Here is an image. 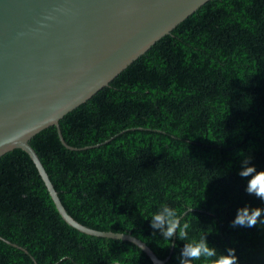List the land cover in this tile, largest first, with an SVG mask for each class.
Listing matches in <instances>:
<instances>
[{"label":"trees","instance_id":"1","mask_svg":"<svg viewBox=\"0 0 264 264\" xmlns=\"http://www.w3.org/2000/svg\"><path fill=\"white\" fill-rule=\"evenodd\" d=\"M59 126L66 144L85 149L66 148L54 126L29 144L74 220L130 233L180 264L187 241L174 236L173 247L149 227L167 204L190 239L209 232L239 264H264V225L230 227L237 208H264L239 176L249 155L264 170V0L208 1ZM0 237L16 245L0 240V264H57L61 254L65 264H152L130 242L69 226L21 149L0 157Z\"/></svg>","mask_w":264,"mask_h":264},{"label":"water","instance_id":"2","mask_svg":"<svg viewBox=\"0 0 264 264\" xmlns=\"http://www.w3.org/2000/svg\"><path fill=\"white\" fill-rule=\"evenodd\" d=\"M208 1L0 0V157L25 151L69 226L130 242L152 264H166L168 257L157 258L130 233L99 231L74 220L29 142L54 126L66 148L85 149L65 143L59 121Z\"/></svg>","mask_w":264,"mask_h":264},{"label":"clouds","instance_id":"3","mask_svg":"<svg viewBox=\"0 0 264 264\" xmlns=\"http://www.w3.org/2000/svg\"><path fill=\"white\" fill-rule=\"evenodd\" d=\"M238 155H244V153L239 152ZM251 159L250 155L245 157L239 176L245 178L244 191L264 202V170H258L255 165L249 164L248 161ZM191 210L188 211L191 212ZM184 215H187V212ZM148 220L149 227L159 230L161 237L173 247H175L172 243L174 236L178 240L187 241L180 252V264H239L235 248L228 247L224 252H220L208 243L209 232H202L198 237L190 239V225L183 222V216L174 207L163 204L152 213ZM258 224L264 225V208L245 205L236 209L230 227L250 229L256 228ZM70 260V256L61 254L57 258V264H65Z\"/></svg>","mask_w":264,"mask_h":264}]
</instances>
